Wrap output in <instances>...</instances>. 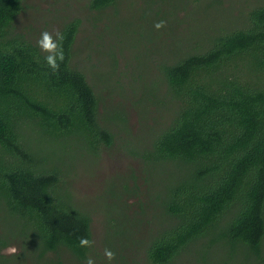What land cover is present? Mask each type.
<instances>
[{"label": "trees", "instance_id": "16d2710c", "mask_svg": "<svg viewBox=\"0 0 264 264\" xmlns=\"http://www.w3.org/2000/svg\"><path fill=\"white\" fill-rule=\"evenodd\" d=\"M23 2L0 0V202L28 226L13 236L22 247L16 261L63 264L67 253L85 261L92 247H80L79 238L92 241V219L75 205L69 168L55 149L70 141L109 146L115 133L100 114L103 98L73 62L80 21L60 30L65 60L54 73L47 53L14 33ZM117 2L89 0L88 7ZM232 27L160 64L175 113L149 149L134 151L175 173L158 197L165 225L146 247L150 264H173L206 237L229 264L263 259L264 0ZM8 240L0 236V249Z\"/></svg>", "mask_w": 264, "mask_h": 264}, {"label": "rangeland", "instance_id": "374dc122", "mask_svg": "<svg viewBox=\"0 0 264 264\" xmlns=\"http://www.w3.org/2000/svg\"><path fill=\"white\" fill-rule=\"evenodd\" d=\"M208 1L164 0L156 5L151 0H118L115 7L96 11L88 7L89 0H24L15 19L14 33L35 44L42 32L55 38L65 24L80 21L73 62L103 98L99 111L115 137L109 146L90 149L70 141L57 145L55 152L69 168L66 187L75 205L91 216L90 256L95 264H150L146 247L165 225L158 197L164 196V183L175 179L174 169L151 167L143 155L134 154L149 149L175 113L161 62L204 45L209 34L240 24L249 9L263 2L222 0L210 6ZM159 21L166 27L157 30ZM24 227L26 221L0 202V236L11 241L0 249V256L10 261L0 258V264H21L15 257L22 252L21 241L13 236L19 237ZM208 240L201 239L173 264H229L220 259L219 244L208 248ZM10 247L16 254L7 253ZM106 248L115 259L106 258ZM62 261L84 264L69 253ZM243 264H264V256Z\"/></svg>", "mask_w": 264, "mask_h": 264}, {"label": "clouds", "instance_id": "9594fccd", "mask_svg": "<svg viewBox=\"0 0 264 264\" xmlns=\"http://www.w3.org/2000/svg\"><path fill=\"white\" fill-rule=\"evenodd\" d=\"M154 27L157 30H161L166 27L165 21L157 22ZM65 40V36L56 31L55 38L52 33L48 31H44L41 33V38L37 41L38 47L45 53L47 56L45 57L47 65L53 70L54 73L59 71L60 63H63L65 60V53L63 49V41ZM94 242L88 240L85 237L79 238V246L82 248H91L93 247ZM9 254H16L17 249L15 247H10L7 250ZM104 255L106 258L111 261L115 259V253L110 249H105ZM84 264H95V260L89 255L86 257Z\"/></svg>", "mask_w": 264, "mask_h": 264}]
</instances>
